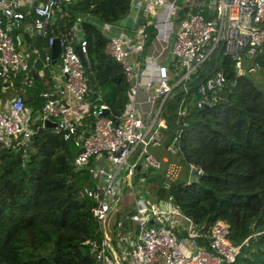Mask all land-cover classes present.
Masks as SVG:
<instances>
[{"label": "trees", "instance_id": "obj_1", "mask_svg": "<svg viewBox=\"0 0 264 264\" xmlns=\"http://www.w3.org/2000/svg\"><path fill=\"white\" fill-rule=\"evenodd\" d=\"M131 1L75 0L68 6L86 43L87 97L93 99L100 93L107 105L104 111L111 116L122 112L129 84L118 62L105 51L106 37L84 17L91 14L118 23L128 16ZM190 10L211 16L204 2ZM138 16L137 25L142 12ZM135 23L128 26L135 28ZM146 32L150 38V25ZM213 67L224 73L213 105L196 106L193 86L176 93L164 113L172 127L178 100L184 97L185 114L175 153L181 165L191 167L193 176L185 180L177 175L166 188L160 175L153 176L160 179L155 193L161 200L169 199L192 222L205 237V246L210 225L217 219L227 224L228 239L239 248L234 259L224 264H264V80L255 81L244 69L237 72L232 60L215 52L193 73L192 83ZM29 88L36 98L26 121L33 142L19 144L17 136L0 138V264H103L96 252L105 238L91 212L97 200L82 191L83 186H93L91 156L85 164L73 165L78 136L89 126L77 125L67 139L44 127L37 111L42 104L39 90L33 84ZM30 104L24 99L25 107ZM117 217L118 211L113 221ZM115 243L109 235L105 255L111 259L110 245L119 248Z\"/></svg>", "mask_w": 264, "mask_h": 264}, {"label": "built area", "instance_id": "obj_2", "mask_svg": "<svg viewBox=\"0 0 264 264\" xmlns=\"http://www.w3.org/2000/svg\"><path fill=\"white\" fill-rule=\"evenodd\" d=\"M32 1V0H27ZM59 4H71L75 0H55ZM205 3L211 16L205 17L190 7ZM15 0H0V77L23 70L28 63L18 51L17 40L13 34ZM187 10L181 12L180 9ZM134 14L129 15L132 9ZM40 12L44 8H39ZM130 24L138 20L139 12L143 18L131 34L128 25L90 21L100 32L108 31L105 51L116 60L129 84L127 99L118 115H107V105L100 93L93 99L85 67L82 65L74 45L78 44L85 59V39L65 40L59 51L60 73L65 74L61 83H53L49 88L38 92L42 99V117L56 118L51 128L63 139L71 137L76 130L75 120L68 111L75 105L87 110L93 126L81 141L82 150L76 153L73 165L79 167L90 156L104 154L113 167L105 169L92 166L90 172L104 175V183L99 190L95 186H83L82 191L97 200L91 207L98 219L104 238L96 252V257L106 258L105 248L108 236L104 221L111 210L116 209L121 194L128 181L137 173L141 162L159 169L161 184L169 186L180 169L181 164L152 155L153 147L164 146L162 128H171L173 135L165 145L176 152L179 144L181 121L185 114L184 97L178 100L172 127L165 117L168 101L176 94L196 88L195 105H213L224 82L221 68L213 67L199 81L193 82V73L215 52L233 61L237 72L243 70L241 53L253 57L263 50L264 41V0H132ZM161 12L162 16L158 17ZM157 13V14H156ZM156 14V18L152 15ZM91 15V14H89ZM93 16V15H92ZM96 18V16H94ZM159 18V19H158ZM173 21L176 27L173 26ZM225 21V23H224ZM150 25L153 33L148 38L146 28ZM129 32V34H128ZM172 35V36H171ZM150 47L146 56L141 53ZM10 115L0 111V138L17 136L19 144H27L32 130L22 117L25 109L22 94L17 93L9 102ZM139 169V168H138ZM121 171V175H116ZM200 173L201 169L196 168ZM100 191V193H99ZM134 210L128 218L135 222L137 235L134 242L126 247V254L139 256L140 264H224L234 259L239 244L228 239L227 224L220 219L209 227L207 245H198L194 235L186 242V249L178 241L167 219V212L147 202L141 195H135ZM120 221H116L117 227ZM119 247L125 248L119 243ZM195 249V251H194ZM118 254L112 256L113 264H120Z\"/></svg>", "mask_w": 264, "mask_h": 264}, {"label": "crops", "instance_id": "obj_3", "mask_svg": "<svg viewBox=\"0 0 264 264\" xmlns=\"http://www.w3.org/2000/svg\"><path fill=\"white\" fill-rule=\"evenodd\" d=\"M65 6L66 5L59 4L55 0H15L13 12L15 22L12 31L17 40L18 51L26 58L28 65L25 69L15 72L8 77L0 78V111L5 115H10L11 113L9 108L10 100L15 94L20 93L26 103H31L26 106L22 112V117L27 120L29 117V110H32L34 105L32 102L36 101V98L30 88L29 90L26 89L23 93L20 92V88H26L36 78L43 76L46 70H49L51 74L48 76V80H50V82H48V87L45 88L51 87L52 84L56 82L61 83L63 79L61 78L59 64L61 44L65 40H77L82 37V33L81 35L77 33L78 30H81L79 22L73 19L72 12L68 9V6H66V8ZM39 8H44V10L40 12ZM134 11H136V9L133 8L129 15L134 14ZM156 14L152 15V18H156ZM157 15L160 17L162 13L159 12ZM90 16L92 20H96L94 16ZM173 26L176 27V24L174 23ZM55 37L58 38V47L52 44L53 38ZM149 51L150 47L146 46V49L144 48L140 55L141 58L146 56ZM68 116L75 120V124L76 126L78 125V127L83 128V126H90L91 117L88 111L84 110L81 105L71 107L68 111ZM50 119L54 120V118L51 117ZM106 161L107 158L104 154L100 153L93 155L89 159V166L106 167ZM154 174L155 173L148 177L153 178V176H159V172ZM90 175L92 185L100 190L104 183V175L97 173L93 174L92 172ZM116 175H121V172L116 171ZM146 175L147 171L141 168L140 164L139 169H137L136 178L140 176L146 177ZM191 177L192 176H189L188 178ZM134 181L132 176L121 194L116 209L108 213L107 218L109 219H107L105 227L108 240L109 235H112L113 238L116 239V247H119V243L125 246V248L121 249L120 247L115 248L110 245L109 250L111 256L115 257L118 254H122L119 255V257H121L119 258L120 264H140L139 256L127 255L125 251L126 247L128 249V246L134 242L137 235V226L135 222L128 218L130 211H133L135 208L134 199L137 194L143 196L146 200L148 199L146 196H152V202L149 203L155 204L167 212V219L184 249L187 247V239L192 235L195 236L198 245H205V237L203 234L198 232V229L192 222L181 214L169 199H159L156 196L155 189H153V193H149L148 191L145 193L137 192L134 189ZM150 183H152V180L149 181V184ZM154 199L155 201L153 202ZM116 211H118V217L115 221L119 220L121 222L118 227L112 219V215ZM112 232H114V235ZM102 263L113 264V261L111 257L106 256V258L102 260Z\"/></svg>", "mask_w": 264, "mask_h": 264}, {"label": "rangeland", "instance_id": "obj_4", "mask_svg": "<svg viewBox=\"0 0 264 264\" xmlns=\"http://www.w3.org/2000/svg\"><path fill=\"white\" fill-rule=\"evenodd\" d=\"M87 18L90 21H92V17L90 15H88ZM96 21L101 22V20H99L97 17H96ZM173 23H174V21H173ZM134 25L137 26L136 23ZM127 27H129V26H127ZM135 28L129 27L128 30H129V32L131 34H133L132 32L135 30ZM129 32H128V34H129ZM108 33H109L108 31H103L104 35H107ZM260 54H261V56L264 59V50ZM241 61H242L243 69L246 72H248L249 75H251V77L255 81L261 82V81L264 80V64L258 65L253 60V57H246L243 54L241 55ZM44 73L45 74L43 76H40V77L36 78L33 82L30 83V84H33L35 86V90H39L40 91L41 89H43L45 87H48V82H50V80H48L49 79L48 76H49V74H51V72L49 70H46ZM25 91H26V88H23V89L20 88V92L21 93H23ZM41 101L38 100V106H40ZM38 109H39V107H38ZM38 109H37V111H39V114L42 115L41 109H39V110ZM149 152L152 155L156 156V157L164 158L167 162H170L172 160L178 161L177 154L173 150L167 149L165 146L153 147L152 149L149 150ZM105 165H106V167L103 166L104 168L113 167L112 162L109 161L108 159H107ZM141 168H144V170L147 171V175H146V177L140 176V177L137 178V180L134 181V184H135L134 189L137 192H139V193H145L147 191L149 193H153V189H155L158 186V184L160 183V179H158L157 177L151 178V177H148V176L152 175L153 173L157 174L159 172V169L156 168V167H151V166H149L148 164H146L144 162H141ZM190 169H191L190 166H187L185 164L181 165V169H180V171L178 173V178L185 179V180L189 179L188 178L189 176H193V173H191ZM119 172H121V171H119ZM149 178H150V180H152V183H150V184H149V181H150ZM99 193H100V191H99ZM146 197L148 198L147 202H152V196L151 197L150 196H146ZM154 201H155V199L153 200V202Z\"/></svg>", "mask_w": 264, "mask_h": 264}, {"label": "water", "instance_id": "obj_5", "mask_svg": "<svg viewBox=\"0 0 264 264\" xmlns=\"http://www.w3.org/2000/svg\"><path fill=\"white\" fill-rule=\"evenodd\" d=\"M70 4H67V6H69ZM72 8H74V5H72ZM130 20H131V18L130 17H126L125 18V20H121L124 24H126V25H129L130 24ZM224 23H225V21H224ZM77 33L79 34V35H81V30H78L77 31ZM58 38H53V41H52V44H53V46H55V45H57V47H58ZM56 47V48H57ZM74 48H75V50H76V52L78 53V55H79V58H80V61H81V63H82V65H84V67H85V59H84V57H83V55H82V53H81V51H80V47H79V45L78 44H75L74 45ZM253 60L255 61V63L256 64H258V65H262L263 64V61H262V59H261V57H260V55L259 54H254L253 55ZM85 71H86V69H85ZM65 77V74H62L61 75V78H64ZM89 82H91V79L89 78ZM178 92H180V91H177L176 93H178ZM106 111V110H105ZM56 118L54 119V120H51L50 118H48V117H43L42 118V124H43V126L44 127H47V128H52L54 125H55V123H56ZM92 126H93V117H92V119L90 120V126H89V129H91L92 128ZM162 131H163V133H164V138H163V145L165 146V145H167V143L170 141V139H171V137H172V135H173V130L171 129V128H162ZM85 136V132H83V133H81L79 136H78V143H77V148H76V151H75V153H78V152H80L81 150H82V147L80 146L81 145V141H82V139H83V137ZM33 142V137H30L29 139H28V143H32ZM139 168V166H137V169ZM158 175H160V174H158ZM133 179L134 180H136L137 178H136V174L133 176ZM194 251H195V249H194Z\"/></svg>", "mask_w": 264, "mask_h": 264}]
</instances>
